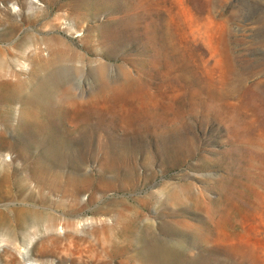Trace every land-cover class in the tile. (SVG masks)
I'll list each match as a JSON object with an SVG mask.
<instances>
[{
    "label": "rangeland",
    "instance_id": "obj_1",
    "mask_svg": "<svg viewBox=\"0 0 264 264\" xmlns=\"http://www.w3.org/2000/svg\"><path fill=\"white\" fill-rule=\"evenodd\" d=\"M0 264H264V0H0Z\"/></svg>",
    "mask_w": 264,
    "mask_h": 264
},
{
    "label": "bare ground",
    "instance_id": "obj_2",
    "mask_svg": "<svg viewBox=\"0 0 264 264\" xmlns=\"http://www.w3.org/2000/svg\"><path fill=\"white\" fill-rule=\"evenodd\" d=\"M35 96V95H34Z\"/></svg>",
    "mask_w": 264,
    "mask_h": 264
}]
</instances>
